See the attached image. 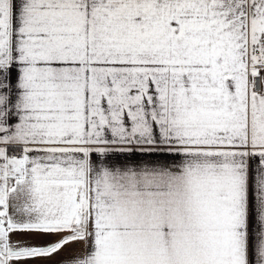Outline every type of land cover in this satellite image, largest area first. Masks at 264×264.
Segmentation results:
<instances>
[{
	"label": "snow or ice",
	"instance_id": "6c2138e0",
	"mask_svg": "<svg viewBox=\"0 0 264 264\" xmlns=\"http://www.w3.org/2000/svg\"><path fill=\"white\" fill-rule=\"evenodd\" d=\"M0 264H264V0H0Z\"/></svg>",
	"mask_w": 264,
	"mask_h": 264
},
{
	"label": "crops",
	"instance_id": "0c3cea01",
	"mask_svg": "<svg viewBox=\"0 0 264 264\" xmlns=\"http://www.w3.org/2000/svg\"><path fill=\"white\" fill-rule=\"evenodd\" d=\"M80 246L76 245V246H73L74 249H78Z\"/></svg>",
	"mask_w": 264,
	"mask_h": 264
}]
</instances>
